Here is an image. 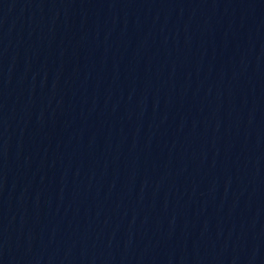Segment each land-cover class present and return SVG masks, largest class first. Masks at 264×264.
Instances as JSON below:
<instances>
[{
    "label": "water",
    "instance_id": "1",
    "mask_svg": "<svg viewBox=\"0 0 264 264\" xmlns=\"http://www.w3.org/2000/svg\"><path fill=\"white\" fill-rule=\"evenodd\" d=\"M0 264H264V0H0Z\"/></svg>",
    "mask_w": 264,
    "mask_h": 264
}]
</instances>
